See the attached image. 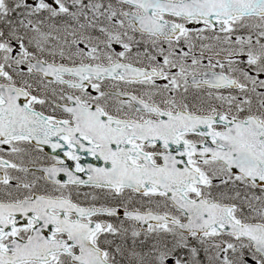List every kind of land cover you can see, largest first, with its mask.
<instances>
[{
    "label": "snow or ice",
    "instance_id": "1",
    "mask_svg": "<svg viewBox=\"0 0 264 264\" xmlns=\"http://www.w3.org/2000/svg\"><path fill=\"white\" fill-rule=\"evenodd\" d=\"M0 264H264V0H0Z\"/></svg>",
    "mask_w": 264,
    "mask_h": 264
}]
</instances>
